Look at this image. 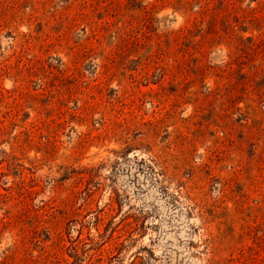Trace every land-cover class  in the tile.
I'll return each mask as SVG.
<instances>
[{"label":"rangeland","instance_id":"rangeland-1","mask_svg":"<svg viewBox=\"0 0 264 264\" xmlns=\"http://www.w3.org/2000/svg\"><path fill=\"white\" fill-rule=\"evenodd\" d=\"M0 264H264V0H0Z\"/></svg>","mask_w":264,"mask_h":264}]
</instances>
